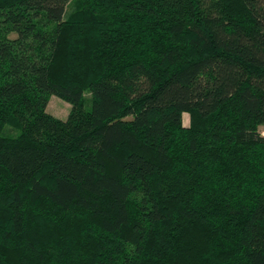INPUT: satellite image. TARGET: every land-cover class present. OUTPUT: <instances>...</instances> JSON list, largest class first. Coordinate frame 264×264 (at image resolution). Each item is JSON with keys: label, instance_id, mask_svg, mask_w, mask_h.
<instances>
[{"label": "trees", "instance_id": "16d2710c", "mask_svg": "<svg viewBox=\"0 0 264 264\" xmlns=\"http://www.w3.org/2000/svg\"><path fill=\"white\" fill-rule=\"evenodd\" d=\"M71 1L0 0V264H264V0Z\"/></svg>", "mask_w": 264, "mask_h": 264}, {"label": "rangeland", "instance_id": "374dc122", "mask_svg": "<svg viewBox=\"0 0 264 264\" xmlns=\"http://www.w3.org/2000/svg\"><path fill=\"white\" fill-rule=\"evenodd\" d=\"M79 6L80 5H79L78 0H72L71 3L69 4L68 9H76V8H79ZM89 106H90V103L87 101L86 107L88 108ZM70 108H71V105L67 101L55 95L50 96L48 104H47V112L63 120L67 117L70 111ZM183 124L187 128L190 127L191 116L189 113L183 114ZM259 132L261 133V135L264 136V125H261L259 127Z\"/></svg>", "mask_w": 264, "mask_h": 264}]
</instances>
